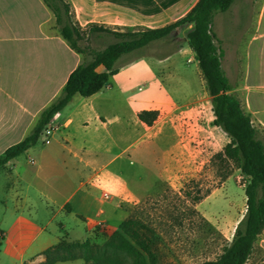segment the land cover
Returning <instances> with one entry per match:
<instances>
[{
  "label": "crops",
  "instance_id": "crops-1",
  "mask_svg": "<svg viewBox=\"0 0 264 264\" xmlns=\"http://www.w3.org/2000/svg\"><path fill=\"white\" fill-rule=\"evenodd\" d=\"M198 1L70 0L83 29L95 24L122 31L165 27L187 15ZM260 39L264 33L256 36ZM57 44L64 56L58 54ZM176 56L182 55L144 57L117 66L119 72L100 92L72 105L76 94L54 116L55 129L47 144L55 140V145L37 163L28 159L37 167L33 179L26 181L25 173L16 171L17 184L34 186L45 207L54 206L51 217L43 224L31 217L25 220L22 209L39 210L29 194L16 192L18 203L6 211L16 218V225L11 236L3 230V264H41L47 259L45 252L65 234L94 240L100 231H106L110 237L114 225L111 228L106 223L118 219L123 212L121 204L142 201L157 181L167 179L174 166L169 142L162 135L164 129L174 123L179 127L184 117L192 119L188 124H199L205 114L199 108L200 91H193L196 79L180 72L168 82L165 69L171 67L161 66ZM84 61L85 56L56 30L55 15L44 0H0V156L32 135L44 110L61 95L70 74ZM140 79H147L152 87L147 94L135 97L132 87ZM143 110L159 111L153 126L139 120L138 113ZM181 137L176 146L182 152ZM177 156L183 159L181 153ZM17 158L7 168H15ZM135 159L155 170L148 189H137L127 176L109 170L115 160H121V171L126 172L129 167L125 163L136 165ZM58 217L69 218L70 227L63 222L55 225ZM259 245L264 249V229ZM56 264L97 263L78 258Z\"/></svg>",
  "mask_w": 264,
  "mask_h": 264
},
{
  "label": "rangeland",
  "instance_id": "rangeland-1",
  "mask_svg": "<svg viewBox=\"0 0 264 264\" xmlns=\"http://www.w3.org/2000/svg\"><path fill=\"white\" fill-rule=\"evenodd\" d=\"M189 30L190 27H181L164 39L122 55L116 63V67H124L144 57L166 59L174 54L182 55L168 59L161 67H171L165 69L169 83L180 72H186L198 81L195 82L193 91H200L199 108L205 112L199 124H188L186 121L192 119L184 117L179 127L174 123V126L164 129L162 135L169 142L173 170L167 179L157 181L142 201L121 204L123 212L118 219L114 223H106L109 227L114 225L116 230L130 217L141 220L152 230L156 264H201L218 259L231 243L236 227L247 210L245 189L248 180L225 154L230 138L212 120V98L207 91L195 52L189 44ZM84 31L90 33L80 45L90 50L84 55L86 61L93 60L94 54L118 41L113 33L90 32V27ZM210 31L221 60L222 73L231 89L228 93L240 101L243 112L251 117L260 138L264 140V39L256 40L257 35L264 33V0H234L229 10L214 15ZM57 52L64 56L58 44ZM151 87L147 79H140L133 85L132 93L135 97L145 95ZM82 99L86 100L77 95L72 105ZM89 123L94 127L92 121ZM162 125L163 123L159 124ZM179 136L183 139L182 152L176 146L180 142L177 141ZM45 140L42 132L39 142L16 159L15 168H0V229L7 235H12L16 225V218H11L6 213L7 209H14L18 203L14 196L16 192L29 194L32 204L39 210L22 209L25 220L31 217L37 224H43L51 217L54 206L45 207V200L38 197L34 186L24 182L17 184L16 181L17 170L25 173L26 181L33 179L37 167L30 164L28 159L32 158L37 163L55 145V140L51 144H46ZM179 153L183 155V159L177 156ZM135 161L136 165L126 162L125 165L129 168L122 172L121 160H115L109 170L127 176L137 189H148L155 178V170L153 166L145 163L143 167L137 159ZM59 176L62 177V174ZM262 195L259 188L258 196ZM196 198L200 200L197 202ZM68 221L70 219L67 217H58L55 225L63 222L70 227ZM98 226L102 228L101 225ZM82 237V234L78 237L65 234L63 240L75 245L73 255L90 253L102 258H119L122 264H132L131 257L106 247L110 238L106 231H100L94 240ZM86 242L90 244L88 247ZM255 247L247 264L263 263L264 249L259 245V236ZM0 264H3V239H0Z\"/></svg>",
  "mask_w": 264,
  "mask_h": 264
},
{
  "label": "trees",
  "instance_id": "trees-1",
  "mask_svg": "<svg viewBox=\"0 0 264 264\" xmlns=\"http://www.w3.org/2000/svg\"><path fill=\"white\" fill-rule=\"evenodd\" d=\"M44 2L53 11L57 30L71 48L82 55L88 53L89 48L80 45L90 33H86L76 21L70 0ZM233 2L234 0H199L187 15L156 29L122 31L95 24L89 25L90 32L113 33L118 41L94 54L93 60H85L70 74L61 95L44 110L32 135L8 147L0 156V168L7 167L15 158L36 145L43 129L58 112L67 107L76 94L85 98L91 97L109 84L110 78L119 72L116 63L122 55L144 47L150 42L164 39L181 27H190L187 38L195 52L207 91L212 98L214 122L230 138L225 154L248 180L245 189L247 210L236 227L231 243L218 259L201 264H247L255 251L256 240L264 229V140L260 138L251 117L243 112L240 101L228 93L231 89L226 76L222 73L221 60L210 31L214 15L229 10ZM99 67H103L104 70L99 71ZM159 115L157 110H143L138 113V118L147 126H153ZM259 188L262 190V197L258 196ZM199 200L200 198H196L197 202ZM194 213L200 215L197 211ZM151 233L152 230L141 220L130 217L119 225L105 245L131 257L132 264H156L155 240ZM2 236L3 231L0 229V239H3ZM85 245L88 247L90 244L86 242ZM74 246L62 239L45 252L47 259L41 264H56L78 258L93 260L97 264H122L119 258H102L90 253L75 256L72 254Z\"/></svg>",
  "mask_w": 264,
  "mask_h": 264
},
{
  "label": "built area",
  "instance_id": "built-area-1",
  "mask_svg": "<svg viewBox=\"0 0 264 264\" xmlns=\"http://www.w3.org/2000/svg\"><path fill=\"white\" fill-rule=\"evenodd\" d=\"M54 129H55V126H54L53 119H52L51 122L43 129V135L46 139L45 140L46 144L50 142Z\"/></svg>",
  "mask_w": 264,
  "mask_h": 264
}]
</instances>
